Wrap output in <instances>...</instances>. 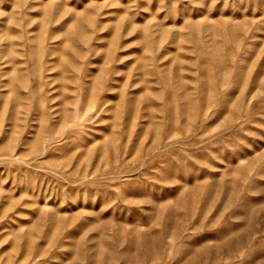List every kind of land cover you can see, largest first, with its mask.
<instances>
[{
    "label": "rangeland",
    "instance_id": "obj_1",
    "mask_svg": "<svg viewBox=\"0 0 264 264\" xmlns=\"http://www.w3.org/2000/svg\"><path fill=\"white\" fill-rule=\"evenodd\" d=\"M0 264H264V0H0Z\"/></svg>",
    "mask_w": 264,
    "mask_h": 264
}]
</instances>
